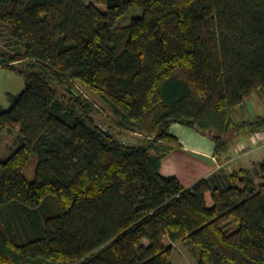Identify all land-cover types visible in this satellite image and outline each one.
<instances>
[{
	"label": "trees",
	"instance_id": "1",
	"mask_svg": "<svg viewBox=\"0 0 264 264\" xmlns=\"http://www.w3.org/2000/svg\"><path fill=\"white\" fill-rule=\"evenodd\" d=\"M90 1L0 0V68L24 81L0 106L18 144L0 157V264H173L176 242L197 264H264V160L189 188L160 172L174 124L219 163L264 133V115L233 118L264 102V0Z\"/></svg>",
	"mask_w": 264,
	"mask_h": 264
},
{
	"label": "rangeland",
	"instance_id": "2",
	"mask_svg": "<svg viewBox=\"0 0 264 264\" xmlns=\"http://www.w3.org/2000/svg\"><path fill=\"white\" fill-rule=\"evenodd\" d=\"M91 4H93L96 8H98L101 11H104V7L97 5L93 0L90 1ZM139 15L138 10H132L130 14L126 19L122 20L120 22L121 25H124L126 23H129V20L132 18V16ZM24 89V81L23 78L16 72L0 68V106L2 108H7L9 106V100L7 98V94H18ZM257 115H264V102L259 101L256 97H251L250 99H247L245 101L244 106L237 108L233 111V118L236 120H249ZM96 122L101 125L102 127L106 128V119L103 114L96 112L95 115ZM187 132H192V138H188L186 136ZM170 132L176 136H178L179 141L182 145H190L192 143L194 147H198L201 149V147H205L208 142L211 144L210 141H207V137L202 139V136L198 133H196L194 130L187 128L182 125H172L170 127ZM111 133H113L115 136L119 137L120 139L123 138H133L135 141V138L128 133L125 132H119L118 130H111ZM198 134V135H197ZM243 138H234L232 140V144L237 141H241ZM18 144L16 143V135L15 133H3L0 134V157L5 158L7 157L11 151H13ZM152 153V152H151ZM182 152L171 149L169 152L165 154V156L162 159L163 169L161 170V174L163 173L166 176H174L178 178L181 183L184 185L189 183L193 178L197 179L195 182L200 180V174L197 175V173L194 172L193 178H189L192 176L191 174V164L187 160H183L181 158L183 155ZM249 160L252 162L256 161L257 163L264 160V147L255 150L253 153L249 155ZM244 159V158H243ZM242 159V160H243ZM36 156L33 154L27 165L24 169L23 176L28 182H32L34 180V172H35V166H36ZM216 163V162H215ZM235 164L231 165L229 168L225 169L228 172L231 171L233 168L234 170L237 169ZM191 174V175H190ZM171 261L173 264H197L195 257L189 248L188 245L182 243V242H176L173 244V251L171 256Z\"/></svg>",
	"mask_w": 264,
	"mask_h": 264
},
{
	"label": "crops",
	"instance_id": "3",
	"mask_svg": "<svg viewBox=\"0 0 264 264\" xmlns=\"http://www.w3.org/2000/svg\"><path fill=\"white\" fill-rule=\"evenodd\" d=\"M191 133L192 132L186 131L185 134L188 138H192ZM172 135H174V134H172ZM174 136L179 141L178 136H176V135H174ZM203 137L204 136H202V139L205 140V138H203ZM251 139H252V136L249 137V140H251ZM207 141H210V140L207 139ZM206 143L207 144L205 145V147H201V149H200L198 147H194V145L192 143H190V145H182L179 141L180 145L178 147L174 148V149L183 153V154H181V155H183L181 158H183L184 161L187 160L191 164V171L190 172H191L192 176L189 177L191 179L193 178L194 172L197 173V175L200 174V176H201L200 179H202V178L210 175L211 173H213L215 171V162L214 161L216 159L213 156V144H212V142H211V144H209L208 142H206ZM238 145H239V141L234 142L233 144L230 145L229 155H231L233 153V151H236L235 148H237ZM247 157H249V156H247ZM254 163H257V162L256 161L252 162L251 160H249V158H245L241 162L235 164L234 166L237 169L238 168H250L251 165ZM162 169H163V164L161 163L160 172ZM231 170H234V169L232 168ZM162 175H164V174L162 173ZM195 180H197V179L193 178L189 183H187L185 185L183 183H181L180 180L179 181L183 187L189 188L196 183Z\"/></svg>",
	"mask_w": 264,
	"mask_h": 264
},
{
	"label": "built area",
	"instance_id": "4",
	"mask_svg": "<svg viewBox=\"0 0 264 264\" xmlns=\"http://www.w3.org/2000/svg\"><path fill=\"white\" fill-rule=\"evenodd\" d=\"M127 133H129V132H127ZM130 135L133 136L134 138L135 137L136 138L141 137V135L138 133H131ZM120 140L123 144H131L134 142L133 138H125V139L121 138ZM262 147H264V133H259L253 137V145L252 146H250L249 144L241 145L240 148L238 150H236L235 155L230 160H227L223 163H219L217 160L214 159L215 160L214 162H216L215 163V170L227 169L233 163L238 162L240 159H243L245 156H247L252 151H255V150L260 149Z\"/></svg>",
	"mask_w": 264,
	"mask_h": 264
}]
</instances>
